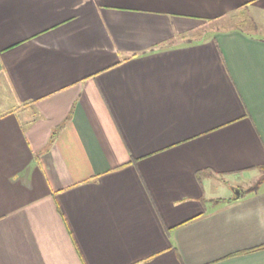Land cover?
<instances>
[{"label": "crops", "instance_id": "obj_1", "mask_svg": "<svg viewBox=\"0 0 264 264\" xmlns=\"http://www.w3.org/2000/svg\"><path fill=\"white\" fill-rule=\"evenodd\" d=\"M262 166L264 0H0V264H264Z\"/></svg>", "mask_w": 264, "mask_h": 264}, {"label": "rangeland", "instance_id": "obj_2", "mask_svg": "<svg viewBox=\"0 0 264 264\" xmlns=\"http://www.w3.org/2000/svg\"><path fill=\"white\" fill-rule=\"evenodd\" d=\"M235 23H238V19H236L235 16H229V17H226L222 22L221 24L219 23V25H222V27H231L232 25H234ZM217 25H213V24H206L204 26H202L201 28L204 29V30H209L211 31L213 27H216ZM241 185V189L243 192H245V188H244V185L243 183L240 184Z\"/></svg>", "mask_w": 264, "mask_h": 264}, {"label": "trees", "instance_id": "obj_3", "mask_svg": "<svg viewBox=\"0 0 264 264\" xmlns=\"http://www.w3.org/2000/svg\"><path fill=\"white\" fill-rule=\"evenodd\" d=\"M260 169L262 171V175L257 180V182L253 186H251L247 191H257L260 188V186L264 183V166H262ZM241 193L244 192L241 190Z\"/></svg>", "mask_w": 264, "mask_h": 264}, {"label": "water", "instance_id": "obj_4", "mask_svg": "<svg viewBox=\"0 0 264 264\" xmlns=\"http://www.w3.org/2000/svg\"><path fill=\"white\" fill-rule=\"evenodd\" d=\"M233 197L234 198H237V197H240L241 195V191H240V188L236 187V188H233Z\"/></svg>", "mask_w": 264, "mask_h": 264}]
</instances>
